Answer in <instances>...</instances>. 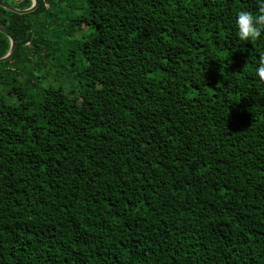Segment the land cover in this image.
Returning a JSON list of instances; mask_svg holds the SVG:
<instances>
[{
    "label": "trees",
    "instance_id": "obj_1",
    "mask_svg": "<svg viewBox=\"0 0 264 264\" xmlns=\"http://www.w3.org/2000/svg\"><path fill=\"white\" fill-rule=\"evenodd\" d=\"M37 1L0 7V264H264L256 0Z\"/></svg>",
    "mask_w": 264,
    "mask_h": 264
},
{
    "label": "clouds",
    "instance_id": "obj_2",
    "mask_svg": "<svg viewBox=\"0 0 264 264\" xmlns=\"http://www.w3.org/2000/svg\"><path fill=\"white\" fill-rule=\"evenodd\" d=\"M235 36L242 43H251L264 37V0H256V10H239L234 19ZM255 75L264 84V55L255 64Z\"/></svg>",
    "mask_w": 264,
    "mask_h": 264
},
{
    "label": "water",
    "instance_id": "obj_3",
    "mask_svg": "<svg viewBox=\"0 0 264 264\" xmlns=\"http://www.w3.org/2000/svg\"><path fill=\"white\" fill-rule=\"evenodd\" d=\"M15 2H21V1H24V0H13ZM0 7H4L10 11H13L15 13H18V14H29V13H32L36 10V8L38 7V1L37 0H33V6L30 8V9H26V10H20V9H17V8H14L6 3H2L0 2ZM0 32L4 33L5 35H7L10 40H11V49L9 51V53L7 54L6 57L0 59V63L2 62H6L8 60L11 59V57L13 56L14 54V51H15V47H16V41L14 40V38L9 34V32L7 30H5L4 28L0 27Z\"/></svg>",
    "mask_w": 264,
    "mask_h": 264
}]
</instances>
